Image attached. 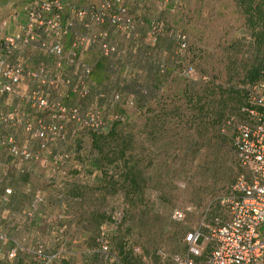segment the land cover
Listing matches in <instances>:
<instances>
[{
	"label": "rangeland",
	"instance_id": "rangeland-1",
	"mask_svg": "<svg viewBox=\"0 0 264 264\" xmlns=\"http://www.w3.org/2000/svg\"><path fill=\"white\" fill-rule=\"evenodd\" d=\"M75 2L84 5L97 0ZM127 4L140 24L141 37L131 42L107 26L95 28L107 29L111 40L118 42L121 50L116 59L119 71L113 76L103 68L101 71L95 68L96 61H101L97 50L87 52L94 66L91 91L115 88L123 93L124 99H140L135 87L140 83L150 84L153 61L159 59L172 65L168 56L171 57L174 43L169 35L177 31L187 36L188 61L194 66V73L188 79L169 73L156 90L161 105L150 102L149 107L142 110H137L136 104L133 107L107 106L94 94L84 102L53 92L48 98L81 103V110H95L104 116L118 114L126 118L120 122L119 131L132 136L127 154L135 155L139 161L144 180H141V192L127 198L120 177H115L110 187L99 170L90 171L87 164L93 154H90L89 137L83 136V127L67 120L65 130H74L75 142L69 139L51 145L41 151L40 159L23 161L0 149V190L12 189L11 198L0 203V232L24 248L41 245L46 253L61 251L64 243L65 250L74 251L72 264H115L113 255H120L121 242L135 260L142 253L150 257L151 264H171L159 251L166 255L183 253L186 232L202 226L213 214L225 217L218 199L226 194L240 171L230 132L221 131L218 123L201 124L200 110L196 115L197 107H213L210 121L215 120L220 111L224 113L223 119L240 103L233 90L244 86L242 78L249 38L235 0H127ZM156 19L161 22L162 34L158 42L153 43L147 30ZM58 75L77 79V74L66 67H62ZM187 83L200 95V100L191 106L181 93ZM4 100L3 108L8 111L12 108L7 107L9 103L14 106L15 102L11 97ZM175 103L181 106L180 112L174 110ZM160 109H165L167 116H161L163 122L157 121V129L152 126L157 120L155 113ZM21 111L31 119H51L48 111L35 107H21ZM16 130L20 143L35 149V139L21 128ZM78 139H82L79 145ZM216 149L217 156L223 158L228 167L227 178H223L226 181L214 182L205 168ZM64 152H69L70 158L59 167L61 164H54L52 155ZM80 153L85 154L83 160L77 156ZM36 195L43 198L42 205L38 206L40 213L32 207ZM174 210L181 211L183 217L173 218ZM105 211L111 212L114 218H121L119 227L104 235L110 253L107 257L99 251V225H96L98 220L105 221L102 215ZM107 227L108 224L105 229ZM202 246L205 248L198 264L210 248L209 244ZM7 250V245L0 243V256L4 257Z\"/></svg>",
	"mask_w": 264,
	"mask_h": 264
},
{
	"label": "built area",
	"instance_id": "built-area-1",
	"mask_svg": "<svg viewBox=\"0 0 264 264\" xmlns=\"http://www.w3.org/2000/svg\"><path fill=\"white\" fill-rule=\"evenodd\" d=\"M75 1L32 0L23 6L26 19L18 24L16 32L0 36V149L11 157L37 160L47 147L67 141L75 132L65 130L66 120L87 130L100 131L113 120L123 118L118 114L104 116L95 110H81V103L50 99V92L72 96L79 102L94 94L107 106H135L133 97L124 99L123 93L115 88L91 91L94 66L87 57V52L97 50L103 69L111 76L118 74L116 59L120 55V45L111 40L107 29L95 28L107 26L131 42L139 40L140 24L131 13L127 0H98L84 5ZM161 30L155 20L150 22L147 35L151 42L157 41ZM170 35L174 43L173 56L183 54L188 43L186 34L177 31ZM35 55L39 56L36 62ZM62 67L72 69L77 79L58 75ZM190 71L188 67L183 69L186 74ZM25 83L27 88H24ZM135 88L142 94L147 93L144 85ZM9 97L18 104L48 111L51 119H31L17 105L6 111L2 103ZM248 102V106L241 108L246 119L231 116L227 120L234 131L232 147L241 172L235 177L230 192L219 198L226 216L214 214L202 226L186 232L183 253L166 255L159 251L160 256L168 257L171 264H198L205 248L202 245L208 244L209 251L200 264H264V80L250 88ZM10 127L21 128L34 138L35 149L22 145L18 134L10 131ZM61 156L52 155L54 164H60ZM11 194L10 187H3L0 203L8 201ZM42 202L43 198L36 195L32 207L35 209ZM172 217L180 219L183 213L174 210ZM6 239L0 232V242L4 243ZM16 244L34 255L41 264L56 256V253H45L41 245L24 249ZM15 253L16 248L11 249L8 258Z\"/></svg>",
	"mask_w": 264,
	"mask_h": 264
},
{
	"label": "trees",
	"instance_id": "trees-1",
	"mask_svg": "<svg viewBox=\"0 0 264 264\" xmlns=\"http://www.w3.org/2000/svg\"><path fill=\"white\" fill-rule=\"evenodd\" d=\"M235 4L238 11L243 17L242 25L249 38L246 46L245 69L242 78L244 86L241 89L234 88L235 90H233L235 94H237V97H239L240 103L234 111L227 113L223 117V119L222 116L224 115V113L220 111L219 113L217 112L215 120L212 119V121H210L211 117H209V114H211L213 107H197L196 113L197 115L198 110H200L199 114L202 112L201 117L198 118L199 121L202 120L201 124H205L208 126L210 122L212 125H214V123H218L220 124L221 131H229L231 145L234 131L232 126L227 124L228 118L231 116H235L240 120H244L247 118L246 114L241 110V108L243 106L249 105V90L258 81L264 80V0H235ZM155 22L162 28V25L160 24L161 22L158 19H156ZM161 34L162 30L158 34V38L155 43L158 42V39ZM169 36L172 40L171 35ZM188 48L189 44L187 43V48L185 52L175 57L173 56V50H171V57L168 56V58L172 62V65H169L168 62H165L163 60L161 61L159 59L153 61V63L151 64L153 70L151 71L150 84L146 85L144 83H140V85L146 86L147 93L142 94L135 88V91L138 94V97L140 98L137 101L134 98L136 104L135 107H137V110H142L145 107H149L148 105L150 102L155 103V105H161V103H159V98L157 97L156 90L161 86V84L164 83V80L167 79L169 73L171 74L175 72L177 76L187 79L194 73V66L188 61ZM185 67H188L191 70L188 74L183 72V69ZM95 68L101 71V69L103 68V63L97 62L95 64ZM223 90L224 89H222L221 91ZM181 93L182 96L186 98V101L190 106L194 105L197 100H200V95L196 93V91L191 90L190 85H188V83L182 89ZM173 107H175L174 110H177L181 106L175 103ZM178 110L179 112L181 111V109ZM165 111V109H160L158 113H155V118H157V120L153 122L152 127H157V129L159 128L157 121L163 122V120H161V116H167V113ZM192 118H195V116H193ZM125 119V117H123L122 119H115L108 125L107 128L100 131L84 129L82 130V134L84 137H89L87 139L89 140L88 142L90 145V154H93V157L89 158L87 164V166L91 168L90 171L99 170L101 176L103 177V180H105V182L107 180V186L110 187L112 183L114 185L116 178L120 177L123 183L124 193L126 197L133 198V195H136L141 192V180H144L142 178V171L138 166V159L133 154H127V151L129 150V148H131L130 146L132 143V136L130 134L122 135V133L119 131L120 122H123ZM76 138L77 134L72 137H69L67 141H69L70 139V142L73 143L75 142ZM81 141L82 139H78L76 143H78L79 145ZM213 154L214 157L208 162H206L205 168L206 170H208V173L211 175V177L214 178V182H217V180H225L223 178H227L226 172L228 167H226V163L224 162L223 158L221 159V157L217 156V149L213 151ZM77 156L80 160H83L85 154L83 155L82 153H80V155ZM69 158V152L62 153V158L59 161L61 166L59 167H62L64 163L69 160ZM237 165L241 171V167L239 166L238 161ZM240 171H237V174L240 173ZM227 181L230 182V178L227 179ZM232 183L229 185L228 191L223 196H226L230 192ZM2 190L3 188L0 190V192ZM11 196L12 195H10L8 199H10ZM40 205H42V203ZM38 206L35 209L33 208V210L37 213H40L41 209L38 208ZM110 213L105 211L104 214H102L105 215L104 222L100 223V220L96 221V225H99V232L97 233V237H99V239L97 240V245L99 247L100 253H102V255L105 257H107L110 253L108 251L107 241L104 238V235H106V232L111 231V229L116 230L121 224V218L117 216V218H114L112 213ZM116 213L117 212H114V214ZM107 224L108 227L107 229H105ZM59 231L60 229H58V233ZM60 234L61 233H59L58 235ZM2 244H6L8 250L5 252L4 257L0 256V264H41L40 261L34 255L28 254L25 251L21 250V248L16 244V241H14L12 238L7 237L6 241ZM123 244L124 243L121 242V244L119 245L120 255H113V261L115 264H151L150 257H147L148 255L146 256L142 253L141 255H139V259L135 260L132 257V253L127 251ZM62 245L63 247L61 251L54 252L56 253V256L46 264H72V254L74 253V251L65 250L64 243H62ZM104 246L106 247V249L103 248ZM36 247H38V244L34 245L32 249ZM13 248H16V253L13 257L8 258V253ZM147 258L149 259V261Z\"/></svg>",
	"mask_w": 264,
	"mask_h": 264
},
{
	"label": "crops",
	"instance_id": "crops-1",
	"mask_svg": "<svg viewBox=\"0 0 264 264\" xmlns=\"http://www.w3.org/2000/svg\"><path fill=\"white\" fill-rule=\"evenodd\" d=\"M30 1L32 0H0V36L10 35L16 32L18 24L24 22L26 19V13L23 10V6L26 3H29ZM85 1L89 2V0H85ZM3 20L5 21L4 25L1 24ZM33 59L36 62L38 61L39 56L35 55ZM96 62H101V61L99 60ZM26 86L27 83L24 84V88H27ZM13 102H15L14 106L17 105L18 107H20V109L21 107H29V105L27 104H22V103L18 104L16 101ZM14 106L10 105L9 103L7 107H14ZM10 130L11 131L15 130L14 131L15 133L17 131L15 127H11Z\"/></svg>",
	"mask_w": 264,
	"mask_h": 264
}]
</instances>
